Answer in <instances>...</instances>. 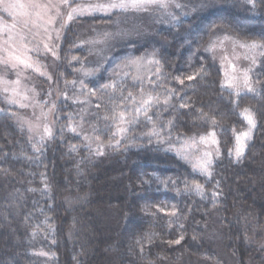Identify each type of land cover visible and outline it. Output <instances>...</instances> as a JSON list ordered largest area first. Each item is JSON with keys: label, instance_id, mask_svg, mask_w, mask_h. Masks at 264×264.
Wrapping results in <instances>:
<instances>
[{"label": "trees", "instance_id": "obj_1", "mask_svg": "<svg viewBox=\"0 0 264 264\" xmlns=\"http://www.w3.org/2000/svg\"><path fill=\"white\" fill-rule=\"evenodd\" d=\"M215 3L179 29L162 30L158 39L165 47L154 41L139 46L152 48L160 70L155 92L169 102L152 108L148 122L142 117L133 124L130 146L113 141L94 148L68 129L72 121L60 119L54 138L36 147L0 100V264H37L31 234L48 251L47 264H264V0ZM81 22L66 29L57 63L64 92L86 57L78 46ZM218 31L258 45L263 57L253 75L256 89L240 97L253 109L256 127L238 159L231 148L240 124L224 98L220 65L208 51ZM98 78L90 85H99ZM127 84L121 80L110 97L93 95L91 125L98 127L99 144L110 140L112 112ZM155 123L162 134L148 138ZM210 130L219 154L209 176L160 143ZM198 183L209 189L202 197L191 189ZM39 196L52 204L46 223L32 210ZM212 222L222 229L218 239L206 237Z\"/></svg>", "mask_w": 264, "mask_h": 264}, {"label": "rangeland", "instance_id": "obj_2", "mask_svg": "<svg viewBox=\"0 0 264 264\" xmlns=\"http://www.w3.org/2000/svg\"><path fill=\"white\" fill-rule=\"evenodd\" d=\"M131 2L68 0L65 7L64 0H0V100L36 147L48 144L54 138L62 119L72 121L68 129L84 136L94 148L105 149L108 145L113 146V141L115 147L130 146L134 139H130L128 134L133 124L142 117L147 121L153 114L152 108L159 110L168 104L169 98L164 99L155 92L160 70L154 52L151 47L139 46L154 41L165 47L167 43L158 39L162 30L179 29L181 22L205 15L217 6V2L158 0L138 9L103 11L112 3ZM72 9L87 11L69 21ZM99 17L105 19L104 23L94 21ZM81 20L83 25L78 28V46L86 57L79 63L64 92L59 88V79H56L57 63L66 29L72 22ZM86 20L89 22L85 23ZM253 45L222 31H218L208 45V51L222 70L224 98L240 124L231 148L236 159L243 155L256 127L253 109L245 102L242 105L240 100L242 93L251 92L249 88L256 89L253 75L263 57L259 46ZM25 64L31 67H25ZM101 75L103 80L99 85H90L96 84ZM121 80L129 84L125 90L127 93L119 102L121 105L117 104L112 112L115 128L108 143L99 144L94 136L98 127L94 123L91 125L93 97H110L113 89L115 92L118 90ZM63 100L67 102L65 105ZM60 106L65 113L59 110ZM246 115L253 119L254 127L249 125ZM158 125L155 123L148 138H160L162 133L157 130ZM245 133H249L248 138H244ZM113 136L115 139L111 140ZM238 137L242 138L239 142ZM202 140L205 142L201 143ZM174 141L175 144L163 137L160 143L175 150L196 172L209 176V169L219 154L216 132L210 130L193 136L178 133ZM241 145L243 152L237 156ZM191 189L201 197L209 191L204 183L195 184ZM32 203V210L40 214L42 223L50 220L52 204L46 196L36 197ZM171 209L169 206L162 211L168 214ZM170 217L175 218L174 215ZM205 232L208 239H218L222 229L212 222ZM29 236L34 241L31 245L37 264H47L48 251L42 243L35 242V234ZM261 244L264 246V239ZM227 263L234 264L231 260Z\"/></svg>", "mask_w": 264, "mask_h": 264}, {"label": "snow or ice", "instance_id": "obj_3", "mask_svg": "<svg viewBox=\"0 0 264 264\" xmlns=\"http://www.w3.org/2000/svg\"><path fill=\"white\" fill-rule=\"evenodd\" d=\"M158 0H132L131 3H112L111 5H109L108 9H103V11H105V13H107L108 11H110L111 9H119V10H123L126 11L128 9H138V8H142L145 4H149V3H157ZM68 4V0H64V6L67 7ZM161 7H163L164 5L161 4ZM85 11L87 10H77V9H72V14H70L68 16V20H72L74 16H79L85 13ZM252 47H256L255 45H253ZM19 63L23 64V61H19ZM25 67H31V65L25 64ZM35 70V69H34ZM249 91H252V89H248ZM245 119H247L248 123L250 126L254 127V121L253 119L246 115ZM249 133H245L244 134V138H248ZM241 137H238L237 140L238 142L241 140ZM205 141H201V143H204ZM243 152V146L241 145V147L238 149L237 151V156L241 155ZM199 190V189H198ZM172 215H175V213H171Z\"/></svg>", "mask_w": 264, "mask_h": 264}]
</instances>
